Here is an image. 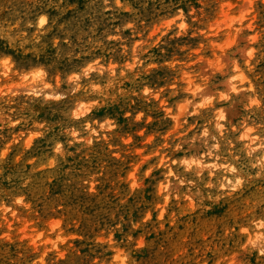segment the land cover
I'll return each instance as SVG.
<instances>
[{"label":"rangeland","instance_id":"obj_1","mask_svg":"<svg viewBox=\"0 0 264 264\" xmlns=\"http://www.w3.org/2000/svg\"><path fill=\"white\" fill-rule=\"evenodd\" d=\"M263 239L264 0H0V264H264Z\"/></svg>","mask_w":264,"mask_h":264},{"label":"bare ground","instance_id":"obj_2","mask_svg":"<svg viewBox=\"0 0 264 264\" xmlns=\"http://www.w3.org/2000/svg\"><path fill=\"white\" fill-rule=\"evenodd\" d=\"M42 23V22H41ZM39 86H41V85H39ZM38 85H36L35 84V82H34V78H32L31 80H30V83H28L27 85H26V94H28V95H31V96H40L42 93H44L45 92V88L46 87H39ZM43 86V85H42ZM11 86H9L8 88H7V90L10 92V90H11ZM7 92V91H6ZM35 98V97H34ZM80 108V107H79ZM82 113V112H81ZM210 166V165H209ZM263 241H264V239H263Z\"/></svg>","mask_w":264,"mask_h":264}]
</instances>
